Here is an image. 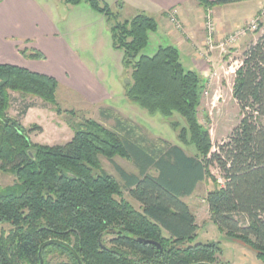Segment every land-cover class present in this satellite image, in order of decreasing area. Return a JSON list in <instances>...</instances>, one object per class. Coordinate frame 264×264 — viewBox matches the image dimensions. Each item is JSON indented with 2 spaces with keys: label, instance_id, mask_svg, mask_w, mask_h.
I'll list each match as a JSON object with an SVG mask.
<instances>
[{
  "label": "trees",
  "instance_id": "trees-1",
  "mask_svg": "<svg viewBox=\"0 0 264 264\" xmlns=\"http://www.w3.org/2000/svg\"><path fill=\"white\" fill-rule=\"evenodd\" d=\"M63 1L87 3L106 17L113 46L124 53L127 100L161 115L196 153L151 141L129 122L108 128L94 119L73 126L74 136L65 144L35 143L30 133L41 127L27 128L10 114L12 93H19L26 114L35 105L27 101L29 95L57 104L59 81L0 63V175L16 177L0 187V264H40V246L51 239L73 246L83 264H227L217 243H194L196 215L184 198L205 180L214 184L206 196L211 220L264 261V33L245 50L236 72L233 95L243 117L213 151L210 131L198 116L205 91L201 74L185 68L174 45L143 52L158 29L156 18L141 12L121 21L105 1ZM199 1L213 7L227 0ZM21 54L46 57L38 50ZM116 155L129 160L138 174L116 165L121 183L105 172L101 156L114 161ZM214 165L224 173L222 184L212 174ZM43 257L44 264H79L59 244L45 247Z\"/></svg>",
  "mask_w": 264,
  "mask_h": 264
},
{
  "label": "crops",
  "instance_id": "crops-1",
  "mask_svg": "<svg viewBox=\"0 0 264 264\" xmlns=\"http://www.w3.org/2000/svg\"><path fill=\"white\" fill-rule=\"evenodd\" d=\"M59 1L63 5L61 13L57 10L55 0H0V63L51 75L60 84L83 95L88 102L107 104L100 113L108 128L117 127L119 122H129L141 127L147 139L162 140L166 145L179 146L187 154L193 155L168 133L165 139L146 133L144 126H158L164 119L159 114H149L127 100L123 83L124 53L114 48L106 17L87 3L67 6L63 0ZM102 1L122 10L124 19L141 12L154 16L158 29L150 34L149 43H154L150 55L160 46H176L185 68L198 71L205 83L204 72L219 59V51L210 52L206 46L204 24L207 12H214L216 41L221 42L252 18L261 17L264 9V0H227L213 7H205L199 0ZM173 10H177L183 29L176 28L171 22L170 13ZM250 35V32L245 34L240 44L252 41L254 38ZM23 44L42 51L47 56V63H42L46 66H37L32 60L23 57L20 52ZM128 173L138 174V171ZM194 193L184 198L192 210L188 199Z\"/></svg>",
  "mask_w": 264,
  "mask_h": 264
},
{
  "label": "rangeland",
  "instance_id": "rangeland-1",
  "mask_svg": "<svg viewBox=\"0 0 264 264\" xmlns=\"http://www.w3.org/2000/svg\"><path fill=\"white\" fill-rule=\"evenodd\" d=\"M55 2L57 3L58 12L61 13L63 5L60 1L58 3L57 0H55ZM114 10L119 13L121 21L125 20L122 10L117 8H114ZM259 17L252 18L250 22L242 27L250 25L253 20H257ZM260 18L258 19V30L255 32L248 31L251 33L250 37L254 39L244 45L240 44V40L237 48L233 49L227 56H223L219 53V59L214 64V67L219 69L220 78L215 79L212 82L207 80L205 83V90H207L209 94H203L198 116L200 123L210 131L214 146L213 151L218 150V146L228 140L232 130L240 123L243 117L239 104L234 98L233 88L237 76L236 72L242 65L245 50L248 49V47L256 41L262 33H264V9ZM248 32L246 34H248ZM26 44L20 46V52L31 54L34 50L40 51L32 45ZM153 46V42L149 43L143 52L150 55ZM25 58L32 60L37 66H46L42 63H47V56L43 59ZM212 67L213 65L210 66L208 70ZM232 70H235V72L231 73L230 71ZM128 77V73L124 72L123 83ZM12 94L16 99L13 100L12 106L9 110L10 114L14 117H19L21 123L27 128L33 126L41 127L40 130L35 129V131L30 133V138L35 143L47 145L65 144L74 136L73 126H79L87 119H94L106 125L104 117L101 116L100 111L101 109H104L107 104H92L88 102L83 95L60 83L57 89V104L47 103L39 97L29 95L27 101L35 105L28 109L26 114L22 113L24 102L19 99V93L13 92ZM215 95L220 96L219 101L213 99ZM176 120H179V118L177 117ZM160 123L161 124L158 126L156 125L155 127L144 126L146 133L151 137L155 136L160 139H165V136H167L168 133L172 139H176L180 142L177 137L178 131L175 130L169 122L162 120ZM184 146L189 153H196L193 145ZM101 164L105 172L115 176V178L121 183H123V180L116 165L122 166L128 172L137 171L129 160L118 155L114 157V161H110L108 158L101 156ZM211 171L218 183H224V173L219 167H217V165L212 166ZM15 181L16 177L12 173H1L0 175V187L12 185ZM213 186L214 184L212 180L201 182L194 195L188 199L196 215L197 226L200 225L198 226L199 234L194 243H217L222 250V254L219 258L222 262L227 264H264V261L258 259L256 252L253 249L240 240L231 239L225 236L219 227L211 220L206 196ZM125 197L130 199L132 203L140 209L138 203L132 200L128 194H125ZM107 238L108 240L110 239V237Z\"/></svg>",
  "mask_w": 264,
  "mask_h": 264
},
{
  "label": "built area",
  "instance_id": "built-area-1",
  "mask_svg": "<svg viewBox=\"0 0 264 264\" xmlns=\"http://www.w3.org/2000/svg\"><path fill=\"white\" fill-rule=\"evenodd\" d=\"M170 19L175 24L176 28L183 29V25L177 16V10H173L171 12ZM258 19L259 18H257V20H253L249 26L241 27L237 29L236 31L228 34L223 41L217 42L216 41L217 28H216V22L214 18V12L212 10H209L205 17V24H204L205 29H206V34H207L206 35V46L208 47V50L210 52L218 50L221 55L227 56L228 54L232 52L233 49L237 48L239 41L248 31L255 32L258 30V22H259ZM230 72L234 73L235 70H232ZM203 75L205 79L210 82H212L215 79L220 78L219 69L215 68L214 66L210 68L208 71L204 72ZM204 94L208 95L209 92L205 90ZM213 99L215 101H219L220 96L215 95Z\"/></svg>",
  "mask_w": 264,
  "mask_h": 264
},
{
  "label": "water",
  "instance_id": "water-1",
  "mask_svg": "<svg viewBox=\"0 0 264 264\" xmlns=\"http://www.w3.org/2000/svg\"><path fill=\"white\" fill-rule=\"evenodd\" d=\"M140 240L144 241V242H147V243H150V244H153V245H156L160 250L163 249L162 246L160 245V243L157 242V241H154V240H151V239L146 240V239H143V238H140ZM52 244H59V245H63L65 247H67L73 253V255L77 259L78 263L79 264H83V261H82L81 257L76 252V250L73 248V246H71L70 244H68L66 242L57 240V239H51V240L45 241L44 243L41 244L40 249H39L40 264H44V257H43L44 248L49 246V245H52ZM196 264H211V263L201 262V263H196Z\"/></svg>",
  "mask_w": 264,
  "mask_h": 264
}]
</instances>
